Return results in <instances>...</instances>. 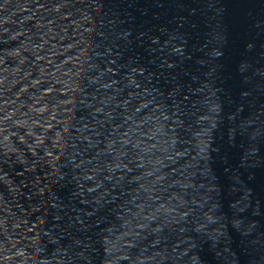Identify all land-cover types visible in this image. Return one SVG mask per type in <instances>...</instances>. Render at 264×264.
Wrapping results in <instances>:
<instances>
[{
    "label": "water",
    "instance_id": "1",
    "mask_svg": "<svg viewBox=\"0 0 264 264\" xmlns=\"http://www.w3.org/2000/svg\"><path fill=\"white\" fill-rule=\"evenodd\" d=\"M0 264H264V0H0Z\"/></svg>",
    "mask_w": 264,
    "mask_h": 264
}]
</instances>
